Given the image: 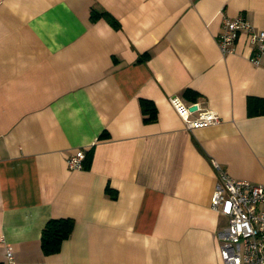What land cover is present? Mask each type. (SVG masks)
Returning <instances> with one entry per match:
<instances>
[{"label": "crops", "instance_id": "1", "mask_svg": "<svg viewBox=\"0 0 264 264\" xmlns=\"http://www.w3.org/2000/svg\"><path fill=\"white\" fill-rule=\"evenodd\" d=\"M239 15L264 30V0H0V263L224 264L214 163L264 182V56L216 39ZM174 96L221 122L189 129ZM79 149L91 163L69 169ZM58 218L74 227L46 254Z\"/></svg>", "mask_w": 264, "mask_h": 264}, {"label": "built area", "instance_id": "2", "mask_svg": "<svg viewBox=\"0 0 264 264\" xmlns=\"http://www.w3.org/2000/svg\"><path fill=\"white\" fill-rule=\"evenodd\" d=\"M241 34L248 37L252 46L249 60L258 65L264 56V30L254 26L242 15L224 17L216 39L223 55L236 51ZM171 105L189 129L207 127L221 122L212 110L203 109L198 102L187 104L179 97L170 99ZM195 106V109L192 107ZM86 152L79 149L67 158L69 169L83 168ZM217 180L210 198V206L227 223L217 231L219 254L224 264H264V182L253 183L231 177L214 163ZM12 260L11 248L6 250Z\"/></svg>", "mask_w": 264, "mask_h": 264}, {"label": "trees", "instance_id": "3", "mask_svg": "<svg viewBox=\"0 0 264 264\" xmlns=\"http://www.w3.org/2000/svg\"><path fill=\"white\" fill-rule=\"evenodd\" d=\"M91 21L95 22L100 18L105 19L114 28H119L120 23L118 20L109 12L104 10H98L96 8H91ZM148 57L147 54H143L139 57V61H144ZM186 94L191 100H195L197 94L186 91ZM142 112L147 115L146 120H154L157 115V110L154 104L148 100L141 99ZM264 112V111H262ZM92 159V151H87L85 159L83 161V168L89 167ZM74 227V220L71 218H58L50 219L47 221L41 235V247L46 254L55 253L59 250L63 240L71 234ZM5 264V263H0Z\"/></svg>", "mask_w": 264, "mask_h": 264}, {"label": "rangeland", "instance_id": "4", "mask_svg": "<svg viewBox=\"0 0 264 264\" xmlns=\"http://www.w3.org/2000/svg\"><path fill=\"white\" fill-rule=\"evenodd\" d=\"M224 226V223L219 226V230L222 229Z\"/></svg>", "mask_w": 264, "mask_h": 264}, {"label": "water", "instance_id": "5", "mask_svg": "<svg viewBox=\"0 0 264 264\" xmlns=\"http://www.w3.org/2000/svg\"><path fill=\"white\" fill-rule=\"evenodd\" d=\"M192 109H195V106H194V107H192Z\"/></svg>", "mask_w": 264, "mask_h": 264}]
</instances>
